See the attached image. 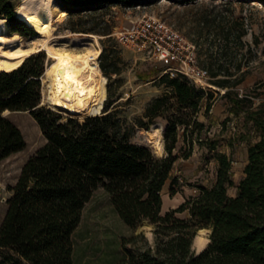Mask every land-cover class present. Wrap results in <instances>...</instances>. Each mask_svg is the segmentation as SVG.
I'll list each match as a JSON object with an SVG mask.
<instances>
[{
    "label": "trees",
    "instance_id": "1",
    "mask_svg": "<svg viewBox=\"0 0 264 264\" xmlns=\"http://www.w3.org/2000/svg\"><path fill=\"white\" fill-rule=\"evenodd\" d=\"M124 1L55 0L68 14ZM0 18L12 32H33L16 16L14 0H0ZM232 29L219 34L227 39ZM244 34L235 36L239 40ZM103 56L104 51L99 63L104 75L118 73L116 63L108 69L101 61ZM222 67L217 63L215 68L206 69L209 82L225 89L221 97L228 100L229 112L242 115L245 131L238 140L247 144L243 176L235 183L231 156L216 151V139H206L217 162L213 184L198 187L195 196L164 213L161 191L177 158L190 156L183 147L187 144L190 148V137L195 135L196 142H203L198 132L204 124L198 121L197 113L204 104L208 114L214 100L212 90L199 88L185 77L160 75L158 80L167 91L153 98L130 125L107 99L100 114L83 120L42 105V53L32 55L12 71L0 72V160L25 147L21 131L4 111L28 112L44 137L9 188L0 224V264H73L72 234L85 204L99 187L130 229L145 224L153 227L154 245L138 255L130 251L128 264H264V102L254 107L248 94L239 95L234 88L244 78ZM238 69L236 65L234 70ZM158 118L165 121V154L161 157L131 141L136 127L149 130ZM180 130L184 144L174 153ZM175 182L171 180V196L177 192ZM232 187L234 195L228 193ZM181 212H187L188 217L176 215ZM200 228L211 231L208 243L196 254L191 246Z\"/></svg>",
    "mask_w": 264,
    "mask_h": 264
},
{
    "label": "rangeland",
    "instance_id": "2",
    "mask_svg": "<svg viewBox=\"0 0 264 264\" xmlns=\"http://www.w3.org/2000/svg\"><path fill=\"white\" fill-rule=\"evenodd\" d=\"M20 3L21 0H14L15 10ZM143 16L162 19L194 43L199 66L210 69L221 63L222 69L229 68L237 77H243V82L234 90L239 95L248 94L254 107L264 102V2L127 0L103 5L100 9L88 12L67 13L61 23L55 24L51 39L53 46L81 53L84 48L76 40L84 39L89 34L98 37L101 52L104 51L101 61L108 69L112 68V63H116L119 69L118 73L105 75L106 99L128 124L133 125L136 118L142 116L146 105L167 91V87L158 80L162 71L161 65L150 59H142L139 53L121 45L115 34L121 27ZM5 23L7 31L12 32L6 21ZM231 26L233 34L224 39L219 33ZM32 31L30 34L21 35L24 43L38 37L39 34L34 29ZM242 31L245 34L238 40L235 35ZM42 56L45 68L50 60L45 53ZM236 65H239L238 70H234ZM209 84V89L214 92L212 106L207 115L204 113V104L197 113L198 121L204 124V128L198 132V137L203 142H196V136L193 135L190 137V148L187 144L183 146L182 130L179 131V142L174 153L179 151V146H183L185 153L190 151V156H179L173 164L170 180L161 191L162 213L195 196L198 187H210L213 184L217 162L214 152L208 149L206 139H216V151L231 156L235 183L243 176L247 162V144L238 140L239 134L245 131L242 115L229 112L228 100L221 97L225 89L217 86L214 88L211 87L213 84ZM44 92L41 80V104L53 110L44 100ZM56 112L63 116L68 115ZM3 115L21 131L25 147L0 160V224L7 208L6 200L11 194L9 188L15 184L28 157L44 143L39 127L28 112L9 111ZM164 126L165 121L158 118L149 130L136 127L131 141L149 147L156 156L161 157L165 154L162 135ZM156 127L160 128L163 146L160 155L155 153L153 146L157 134L153 130ZM179 155H182V151ZM172 179L176 180L174 188L177 190L173 196L169 194ZM235 192V187L228 190L230 195ZM176 215L180 218L188 217L187 212ZM152 229L148 224L135 230L126 226L116 214L108 194L99 187L85 204L80 222L72 234L73 264H128L130 251L138 255L154 245ZM191 250L195 253L199 251L194 242Z\"/></svg>",
    "mask_w": 264,
    "mask_h": 264
},
{
    "label": "bare ground",
    "instance_id": "3",
    "mask_svg": "<svg viewBox=\"0 0 264 264\" xmlns=\"http://www.w3.org/2000/svg\"><path fill=\"white\" fill-rule=\"evenodd\" d=\"M16 15L39 35L24 43L20 34L7 31L6 20L0 18V72L12 71L32 55L45 53L50 60L41 76L46 103L53 110L80 120L87 115L100 114L107 97V79L98 64L101 52L98 37L89 34L76 40L84 48L81 53L54 47L51 39L55 24L61 23L67 15L55 0H21ZM156 132L153 146L160 155L163 151L160 128H154L153 133ZM210 231L208 228L197 231L193 242L199 251L206 246Z\"/></svg>",
    "mask_w": 264,
    "mask_h": 264
},
{
    "label": "built area",
    "instance_id": "4",
    "mask_svg": "<svg viewBox=\"0 0 264 264\" xmlns=\"http://www.w3.org/2000/svg\"><path fill=\"white\" fill-rule=\"evenodd\" d=\"M121 45L161 65V75L185 77L207 90L209 73L197 63L196 46L178 30L158 17L143 16L115 32Z\"/></svg>",
    "mask_w": 264,
    "mask_h": 264
},
{
    "label": "water",
    "instance_id": "5",
    "mask_svg": "<svg viewBox=\"0 0 264 264\" xmlns=\"http://www.w3.org/2000/svg\"><path fill=\"white\" fill-rule=\"evenodd\" d=\"M17 16V15H16ZM19 18V17H18ZM21 20V19H20ZM22 21V20H21ZM70 115V114H69ZM94 115H96V114H94ZM87 116H91V115H87ZM86 117V116H85ZM197 233V232H196ZM196 236V235H195ZM195 236H194V238H195ZM194 240V239H193ZM200 251H198V252H196V254H198Z\"/></svg>",
    "mask_w": 264,
    "mask_h": 264
}]
</instances>
